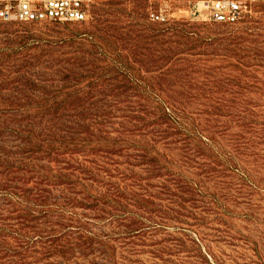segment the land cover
<instances>
[{"label": "rangeland", "instance_id": "rangeland-1", "mask_svg": "<svg viewBox=\"0 0 264 264\" xmlns=\"http://www.w3.org/2000/svg\"><path fill=\"white\" fill-rule=\"evenodd\" d=\"M190 1L0 20V264H264V1Z\"/></svg>", "mask_w": 264, "mask_h": 264}, {"label": "built area", "instance_id": "built-area-1", "mask_svg": "<svg viewBox=\"0 0 264 264\" xmlns=\"http://www.w3.org/2000/svg\"><path fill=\"white\" fill-rule=\"evenodd\" d=\"M262 1L264 0H193L189 3V13L214 22L233 23L251 12L255 3ZM93 2L94 0H0V20L82 21L89 16ZM147 15L156 22H166L170 13L166 7H156L150 3Z\"/></svg>", "mask_w": 264, "mask_h": 264}]
</instances>
